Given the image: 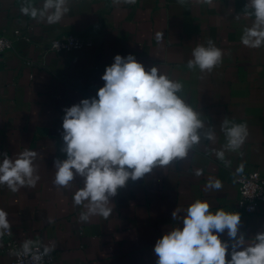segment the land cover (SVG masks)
Here are the masks:
<instances>
[{
	"label": "crops",
	"instance_id": "obj_1",
	"mask_svg": "<svg viewBox=\"0 0 264 264\" xmlns=\"http://www.w3.org/2000/svg\"><path fill=\"white\" fill-rule=\"evenodd\" d=\"M247 2L137 0L116 5L112 0H70L63 19L48 25L21 14L22 0H0V34L13 42L0 55V161L5 153L15 158L29 148L38 153L40 176L35 188L16 193L0 186V208L21 242L55 244L51 264H156V241L182 227V221L173 220V211L182 217L196 199L207 200L213 212L223 208L240 213L239 234L245 240L264 231V204L251 214L236 209L239 192L232 173L236 166L264 172V47L240 42L243 28L254 19L245 14ZM34 3L42 7L43 0ZM158 32L163 34L159 41ZM66 33L87 35L92 45L51 51L49 41ZM208 40L223 50L222 63L211 73L188 69L192 50ZM117 54H132L146 70L157 66L180 81L187 103L203 115L201 133L214 128L216 140L202 136L185 160L129 179L110 197L113 212L107 219L93 216L85 222L79 219L85 209L72 199L83 178L77 176L69 189L58 190L54 161L66 159L61 151L64 109L96 97ZM225 117L246 123L249 135L241 149L226 151L222 161L215 151L226 142L220 130ZM196 169L203 174L196 176ZM210 177L221 180L219 192L206 188ZM220 238L231 245L227 231ZM12 259L9 252H0V264Z\"/></svg>",
	"mask_w": 264,
	"mask_h": 264
},
{
	"label": "clouds",
	"instance_id": "obj_2",
	"mask_svg": "<svg viewBox=\"0 0 264 264\" xmlns=\"http://www.w3.org/2000/svg\"><path fill=\"white\" fill-rule=\"evenodd\" d=\"M136 2L112 0L116 5ZM178 2L185 4L187 0ZM196 2L212 5L214 0ZM69 3L70 0H43L42 7H36L34 0H22L20 12L37 22L53 25L70 11ZM244 11L254 19L251 26L243 28L240 42L248 48L264 47V0H248ZM162 35L156 34L157 41ZM223 55V50L208 40L192 50L187 68L211 73L222 63ZM102 80L104 84L96 97L82 99L64 109L61 151L66 159L54 161L53 185L58 190L69 189L77 176L83 178V187L74 192L72 199L75 206L85 209L79 216L85 222L93 216L107 219L113 212L110 197H115L129 179L136 181L155 168L185 160L201 143L202 136L216 140L214 128L201 133L205 128L203 115L187 103L184 85L159 67L146 70L134 55L117 54L106 67ZM220 130L226 142L215 155L223 161L226 151L241 149L249 132L246 123H235L227 117L222 120ZM37 157L38 153L29 148L15 158L5 153L0 161V186L13 193L35 188L40 180ZM194 174L201 176L203 169H196ZM222 187L220 179L210 177L206 183L207 189L216 192ZM172 218L182 221V227L172 228L156 241V264H264V231L245 240L239 234L240 213L223 208L213 212L207 200L196 199L182 217L176 209ZM225 231L231 245L220 238ZM10 233L8 213L0 208V238ZM40 247V241L26 239L10 255L18 258V264H23L19 259L22 257L41 264L55 244L44 246L42 252Z\"/></svg>",
	"mask_w": 264,
	"mask_h": 264
},
{
	"label": "built area",
	"instance_id": "obj_3",
	"mask_svg": "<svg viewBox=\"0 0 264 264\" xmlns=\"http://www.w3.org/2000/svg\"><path fill=\"white\" fill-rule=\"evenodd\" d=\"M17 37L27 39L26 34L16 31ZM57 43L58 47H53ZM12 39L0 34V55L9 49H12ZM92 45L90 37L80 33H66L58 35L49 41V49L55 53L71 52L76 49ZM30 63V61H28ZM234 181L237 185L239 197L236 203V209L243 214H251L258 211L260 206L264 204V172L258 170H246L240 166H236L232 170ZM0 252H11L13 249H19L22 242L14 234L11 229L10 234H5L0 238ZM40 251H43L41 245ZM55 252L44 256L41 264H51L54 260ZM23 264H35L30 257H22ZM11 264H18V258L13 255Z\"/></svg>",
	"mask_w": 264,
	"mask_h": 264
}]
</instances>
